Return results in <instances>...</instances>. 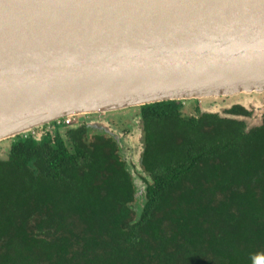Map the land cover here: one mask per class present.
Masks as SVG:
<instances>
[{
    "label": "trees",
    "instance_id": "1",
    "mask_svg": "<svg viewBox=\"0 0 264 264\" xmlns=\"http://www.w3.org/2000/svg\"><path fill=\"white\" fill-rule=\"evenodd\" d=\"M185 102L132 107L143 187L116 136L88 119L14 137L0 157V264L264 259V111L249 127L243 105L187 114Z\"/></svg>",
    "mask_w": 264,
    "mask_h": 264
},
{
    "label": "water",
    "instance_id": "2",
    "mask_svg": "<svg viewBox=\"0 0 264 264\" xmlns=\"http://www.w3.org/2000/svg\"><path fill=\"white\" fill-rule=\"evenodd\" d=\"M263 92L264 0H0V142L65 117Z\"/></svg>",
    "mask_w": 264,
    "mask_h": 264
},
{
    "label": "rangeland",
    "instance_id": "3",
    "mask_svg": "<svg viewBox=\"0 0 264 264\" xmlns=\"http://www.w3.org/2000/svg\"><path fill=\"white\" fill-rule=\"evenodd\" d=\"M241 104L251 110V115L249 117H243L249 127L257 125L261 121V115L264 111V92L260 94L252 95H238L233 97H219V98H203L198 99L197 102L189 100L185 102L183 112L187 114H192L195 112V108H199L200 111L207 112H218L224 115L223 110L229 108L233 104ZM106 116L112 123L113 127L122 134L121 151L126 159L131 172L134 173L135 182L138 186L143 187L142 181L140 179L139 171L136 165L137 156L139 153V140L137 131V121H138V109L129 108L124 109L119 112H110L106 114H100ZM89 116V115H86ZM86 116H79V120H82ZM93 117H86V119L94 120L98 114L92 115ZM122 116L120 120V117ZM101 117V116H99ZM139 125V124H138ZM57 129V128H56ZM50 136H53L50 133ZM11 139H7L0 142V157H5L8 151L9 143Z\"/></svg>",
    "mask_w": 264,
    "mask_h": 264
},
{
    "label": "built area",
    "instance_id": "4",
    "mask_svg": "<svg viewBox=\"0 0 264 264\" xmlns=\"http://www.w3.org/2000/svg\"><path fill=\"white\" fill-rule=\"evenodd\" d=\"M77 117H65L55 123H52V124H49V125H46L47 127L44 129V126H41V127H38V128H35L33 130H31L29 133L27 134H24L23 136L24 137H27V136H30L32 135L34 138H41L42 135L46 132V131H49V132H54L56 130V128L58 126H61V125H69L71 124Z\"/></svg>",
    "mask_w": 264,
    "mask_h": 264
},
{
    "label": "flooded vegetation",
    "instance_id": "5",
    "mask_svg": "<svg viewBox=\"0 0 264 264\" xmlns=\"http://www.w3.org/2000/svg\"><path fill=\"white\" fill-rule=\"evenodd\" d=\"M237 104H239V103H237ZM241 105V104H240ZM227 109V108H226ZM226 109H224L223 110V113H224V115H225V110ZM249 110V109H248ZM251 111V110H250ZM204 112H207V111H204ZM216 113H218V112H216ZM220 114V113H219ZM221 115V114H220ZM90 117H93L92 115H89ZM89 116H86V117H89ZM86 117L85 118H83L82 120H84V119H86ZM77 122H80V120H79V117H77L71 124H74V123H77ZM71 124H69V125H67V126H70ZM65 127L66 125H61V126H58V127ZM47 126L45 125L44 126V129L46 128ZM55 132V131H54ZM54 132H52V134L54 135ZM47 133H51V132H49V131H46L42 136H44V135H46Z\"/></svg>",
    "mask_w": 264,
    "mask_h": 264
},
{
    "label": "snow or ice",
    "instance_id": "6",
    "mask_svg": "<svg viewBox=\"0 0 264 264\" xmlns=\"http://www.w3.org/2000/svg\"><path fill=\"white\" fill-rule=\"evenodd\" d=\"M257 264H264V259L258 261Z\"/></svg>",
    "mask_w": 264,
    "mask_h": 264
}]
</instances>
